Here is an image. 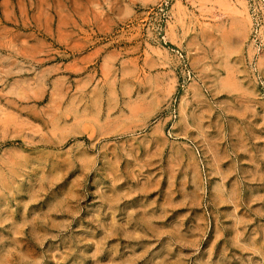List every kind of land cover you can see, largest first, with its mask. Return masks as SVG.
<instances>
[{
  "label": "rangeland",
  "instance_id": "1",
  "mask_svg": "<svg viewBox=\"0 0 264 264\" xmlns=\"http://www.w3.org/2000/svg\"><path fill=\"white\" fill-rule=\"evenodd\" d=\"M0 264H264V0H0Z\"/></svg>",
  "mask_w": 264,
  "mask_h": 264
},
{
  "label": "bare ground",
  "instance_id": "2",
  "mask_svg": "<svg viewBox=\"0 0 264 264\" xmlns=\"http://www.w3.org/2000/svg\"><path fill=\"white\" fill-rule=\"evenodd\" d=\"M214 11H215V10H214ZM224 12H225V11H224ZM235 12H236V11H235ZM211 19H212V18H211ZM215 19H216V18H215ZM241 32H242V31H241ZM237 34H238V35H236V39H234V40H237V41L239 42V40H240L241 38H240L239 32H238ZM231 35H232V34H231ZM234 38H235V37H234ZM234 40H233V41H234ZM219 51H220V50H219ZM217 67H218V66H217ZM227 68H228V67H227ZM229 71H230V70H229ZM221 83H222V82H221ZM225 87H226V86H225ZM224 89H225V88H224ZM243 99H244V98H243ZM159 101H160V100H159ZM231 108H232V107H231ZM209 110H210V109H209ZM133 112H134V111H133ZM233 112H234V111H233ZM233 112H232V113H233Z\"/></svg>",
  "mask_w": 264,
  "mask_h": 264
},
{
  "label": "crops",
  "instance_id": "3",
  "mask_svg": "<svg viewBox=\"0 0 264 264\" xmlns=\"http://www.w3.org/2000/svg\"><path fill=\"white\" fill-rule=\"evenodd\" d=\"M111 129V128H110Z\"/></svg>",
  "mask_w": 264,
  "mask_h": 264
}]
</instances>
